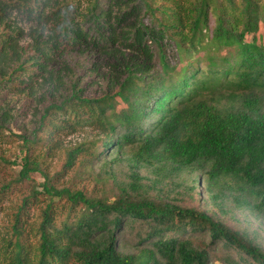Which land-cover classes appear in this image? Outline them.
Masks as SVG:
<instances>
[{
	"label": "trees",
	"instance_id": "trees-1",
	"mask_svg": "<svg viewBox=\"0 0 264 264\" xmlns=\"http://www.w3.org/2000/svg\"><path fill=\"white\" fill-rule=\"evenodd\" d=\"M228 2L239 16L221 0H0V64L16 63L0 71V89H19L54 58L65 71H95L101 58L118 71L103 98L86 97L71 79L70 93L40 120L70 110L91 124L105 193L54 185L29 152L37 133L13 128L0 105V138L23 143L13 161L0 154L5 166H22L0 197L33 174L44 178L7 226L9 264H264V48L246 42L264 32V9L258 0ZM206 49L228 55L209 74ZM117 98L128 109L121 122L103 104ZM195 196L211 209L181 205ZM32 198L42 206L27 229ZM59 202L79 209L73 224H55ZM242 214L254 223L242 228Z\"/></svg>",
	"mask_w": 264,
	"mask_h": 264
},
{
	"label": "rangeland",
	"instance_id": "rangeland-1",
	"mask_svg": "<svg viewBox=\"0 0 264 264\" xmlns=\"http://www.w3.org/2000/svg\"><path fill=\"white\" fill-rule=\"evenodd\" d=\"M221 1L228 5L230 13L235 16L240 15V7H232L228 0ZM238 1L240 2V0ZM258 5L264 9V0H258ZM13 22L17 26L23 27L25 31L29 30L30 23L26 20L13 16ZM21 42L24 47L28 48L30 38L23 36ZM246 42H252L254 45L264 48V32L256 36L247 35ZM238 48L235 46L234 50ZM204 55L205 61L202 64V69L205 74H209V67L212 61L216 62L219 66L221 65V60L228 56L226 52L217 54L211 49H206ZM103 59H100L95 71H78L75 70V66L70 65L73 70H69V72L65 71L63 62L54 58L46 64V71L40 72L36 77L25 78L19 89L10 85L3 86L0 89V105L4 106L9 116L11 115L16 119V123L12 125L13 128L24 129L31 134L37 133L38 138H36V141L28 143L31 157L43 165L44 170L53 179V184L60 189L64 187L70 188L72 191H83L88 195L105 193L108 190L103 181L97 179L96 173L99 163L95 164L91 160V155L99 144L97 143L93 148L90 147V143H93V139L97 137L96 131L90 126L91 124L82 118H77L75 114L67 110L53 111L46 124L40 127V120L44 109L54 102H60L70 93L71 85L69 81L71 79H79V85L85 89L84 95L86 97L103 98L111 88L112 81L118 76V71L111 68ZM87 63L89 64L90 61H87ZM15 66L16 63L0 64V71L5 68L4 70L7 73V70L10 72V69H13ZM237 66L233 67V75L231 77L236 73ZM216 70L222 75L226 71V68L220 67ZM110 103H112L115 109L114 112H111L112 119L121 122L119 119L123 120L124 116L128 115L127 106L118 98L113 100L107 99L103 102L106 106ZM18 149H23L21 139L6 141L0 138V154H9L8 159L10 161H13V157L19 154L17 153ZM77 149H80V153L75 155L76 152L73 151ZM71 154L75 155V164L71 168L65 169V164ZM21 167L20 164L16 166L15 170L11 165L7 167L3 163H0V189L3 184L18 176L17 174ZM43 182L44 178L40 174H33L32 183L25 182L14 186L0 197V264H9V259L13 255V249L6 248L3 250V236L6 234L7 226L13 223L14 215L18 211L21 201L29 197L35 189H40L38 186ZM200 191L203 192V190ZM181 205L211 209L198 196H195L194 200L185 197ZM41 206L42 200L31 199L25 212L26 220L23 221L27 229L37 225L39 222V208ZM78 214L79 209H72L67 204L59 202L56 204L54 210L55 224L58 227H62L67 221L73 224L75 218L79 216ZM242 215L240 218L242 228H247L248 222L254 223L255 219L253 217L247 216V214ZM247 217L248 220H245ZM233 223L237 224L232 221ZM252 226L255 227L256 225L252 224ZM31 243L32 240H30L29 244L32 245Z\"/></svg>",
	"mask_w": 264,
	"mask_h": 264
}]
</instances>
